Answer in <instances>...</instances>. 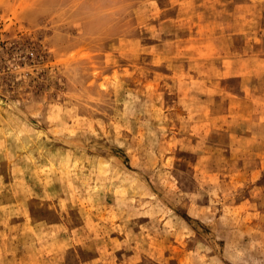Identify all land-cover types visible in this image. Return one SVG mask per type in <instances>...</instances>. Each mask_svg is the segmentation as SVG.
<instances>
[{
	"label": "rangeland",
	"instance_id": "rangeland-1",
	"mask_svg": "<svg viewBox=\"0 0 264 264\" xmlns=\"http://www.w3.org/2000/svg\"><path fill=\"white\" fill-rule=\"evenodd\" d=\"M0 264H264V0H0Z\"/></svg>",
	"mask_w": 264,
	"mask_h": 264
}]
</instances>
